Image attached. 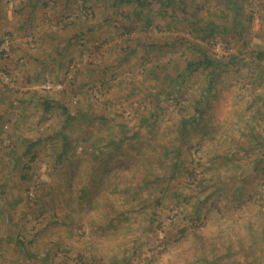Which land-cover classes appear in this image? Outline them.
Returning <instances> with one entry per match:
<instances>
[{
    "label": "rangeland",
    "instance_id": "obj_1",
    "mask_svg": "<svg viewBox=\"0 0 264 264\" xmlns=\"http://www.w3.org/2000/svg\"><path fill=\"white\" fill-rule=\"evenodd\" d=\"M0 264H264V0H0Z\"/></svg>",
    "mask_w": 264,
    "mask_h": 264
},
{
    "label": "trees",
    "instance_id": "obj_2",
    "mask_svg": "<svg viewBox=\"0 0 264 264\" xmlns=\"http://www.w3.org/2000/svg\"><path fill=\"white\" fill-rule=\"evenodd\" d=\"M136 3H137L138 6H142V2L141 1H137ZM214 63L215 62L213 60H211L210 58L204 56L203 59H201L199 61L192 62V63L189 62L186 65V69L189 71V70H194V69L196 70V69H198L200 67H212L214 65ZM43 104H44V109L45 110H48L52 106H56V105H58V107H61L58 103L51 102V101H48V100H44Z\"/></svg>",
    "mask_w": 264,
    "mask_h": 264
},
{
    "label": "built area",
    "instance_id": "obj_3",
    "mask_svg": "<svg viewBox=\"0 0 264 264\" xmlns=\"http://www.w3.org/2000/svg\"><path fill=\"white\" fill-rule=\"evenodd\" d=\"M83 60H85V54H83V57H81ZM74 70V63H72L69 67V76L72 77V71Z\"/></svg>",
    "mask_w": 264,
    "mask_h": 264
}]
</instances>
